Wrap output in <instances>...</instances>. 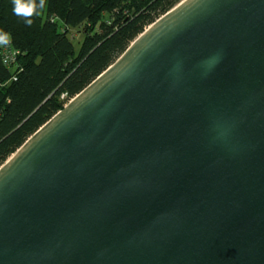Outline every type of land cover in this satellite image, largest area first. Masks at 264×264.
Listing matches in <instances>:
<instances>
[{
  "label": "water",
  "instance_id": "95a60500",
  "mask_svg": "<svg viewBox=\"0 0 264 264\" xmlns=\"http://www.w3.org/2000/svg\"><path fill=\"white\" fill-rule=\"evenodd\" d=\"M0 264H264V0H182L31 135Z\"/></svg>",
  "mask_w": 264,
  "mask_h": 264
},
{
  "label": "trees",
  "instance_id": "16d2710c",
  "mask_svg": "<svg viewBox=\"0 0 264 264\" xmlns=\"http://www.w3.org/2000/svg\"><path fill=\"white\" fill-rule=\"evenodd\" d=\"M181 1L22 0L32 11L18 15L14 0H0V40L19 51L5 63L0 46V166Z\"/></svg>",
  "mask_w": 264,
  "mask_h": 264
},
{
  "label": "built area",
  "instance_id": "2783aa9c",
  "mask_svg": "<svg viewBox=\"0 0 264 264\" xmlns=\"http://www.w3.org/2000/svg\"><path fill=\"white\" fill-rule=\"evenodd\" d=\"M0 46L3 49L2 57L5 63H11L16 59V55L19 54V51L13 49L11 41L8 38L0 40Z\"/></svg>",
  "mask_w": 264,
  "mask_h": 264
},
{
  "label": "rangeland",
  "instance_id": "374dc122",
  "mask_svg": "<svg viewBox=\"0 0 264 264\" xmlns=\"http://www.w3.org/2000/svg\"><path fill=\"white\" fill-rule=\"evenodd\" d=\"M69 35H70V37L74 38L73 42L75 44L76 51L78 52L79 49H80V46H81V42H82V40L84 38V34L81 31V27H79V28L77 27V28L71 29L70 32H69ZM62 98H64V95L62 96ZM68 102H66L65 105Z\"/></svg>",
  "mask_w": 264,
  "mask_h": 264
},
{
  "label": "clouds",
  "instance_id": "9594fccd",
  "mask_svg": "<svg viewBox=\"0 0 264 264\" xmlns=\"http://www.w3.org/2000/svg\"><path fill=\"white\" fill-rule=\"evenodd\" d=\"M14 3L16 5V7L14 9L16 14H18V15H21V14L29 15L31 13V11H32L31 7L24 4L22 2V0H14ZM28 22L30 23L31 21H28Z\"/></svg>",
  "mask_w": 264,
  "mask_h": 264
}]
</instances>
